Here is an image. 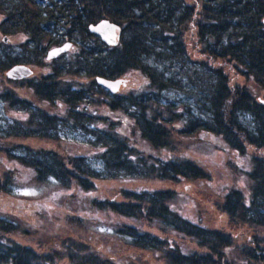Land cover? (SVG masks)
<instances>
[{"label":"trees","instance_id":"obj_1","mask_svg":"<svg viewBox=\"0 0 264 264\" xmlns=\"http://www.w3.org/2000/svg\"><path fill=\"white\" fill-rule=\"evenodd\" d=\"M0 15V73L16 65L48 66V73L39 78L7 81L24 84L36 102L12 89L0 91L1 103L25 114L0 129V140H59L60 130L70 128L86 135L85 148L100 164L94 167L82 153L71 152L65 159L55 151L22 145L3 149L9 160L33 171L36 183L53 181L63 189L75 186L91 192L100 180L211 179V173L190 158L139 150L130 141L134 136L157 151L185 149L186 143L180 142L191 138H212L220 142L217 148L240 154L248 145L264 149V104L246 86L251 80L264 100V0H197L192 5L185 0H0ZM101 20L120 27L116 46L89 32V25ZM186 33L193 35L202 60L191 59ZM11 36L25 39L12 48L6 45ZM64 43L71 45L72 56L65 52L47 61V52ZM129 73L146 80L143 89L119 95L96 82ZM238 77L243 84L233 82ZM166 92L178 97L167 101ZM100 106L106 107L105 114ZM116 113L124 119L114 117ZM16 148L20 152H14ZM251 160L248 203L242 191L230 188L218 208L233 222L264 228V156ZM13 183V172L0 178V192L8 194ZM121 195V202L95 199L90 205L134 222L144 219L205 253L171 245L168 236L135 225L114 227V237L131 249L156 253L165 264H264V249L234 247L229 234L178 214L172 207L174 190L124 189ZM18 230V224L0 217V264L57 263L55 255L37 253L7 236ZM67 240L62 243L75 252L68 255V264H117L90 245Z\"/></svg>","mask_w":264,"mask_h":264},{"label":"rangeland","instance_id":"obj_2","mask_svg":"<svg viewBox=\"0 0 264 264\" xmlns=\"http://www.w3.org/2000/svg\"><path fill=\"white\" fill-rule=\"evenodd\" d=\"M186 3L196 4L197 0H185ZM198 6V5H197ZM2 17L0 15V23ZM193 35L185 34V41L189 55L193 60H202L203 56L199 52V46L194 47ZM25 37L11 36L6 45L16 48L19 41ZM2 36L0 35V52L3 49ZM73 52V51H72ZM71 51L65 54L72 56ZM32 69L30 77H41L48 73L47 65L29 66ZM6 71L0 73V91L3 88L14 90L19 96L36 102L31 92L24 87V84L7 82L9 79L5 75ZM72 78V77H71ZM70 78V79H71ZM124 82L114 92L125 95L129 92L138 91L144 88L146 80L136 73H129L121 77ZM73 79V78H72ZM13 81V80H12ZM82 81V80H80ZM234 83L243 84L241 77L234 78ZM246 86L252 94L262 101V91L259 90L251 80L246 81ZM167 101H173L178 97L173 92L163 94ZM50 109L51 106L43 105ZM107 109L100 106V113L105 114ZM25 114L11 109L0 101V129L5 128L9 123L18 118H24ZM114 117L124 119L123 115L116 113ZM127 123V132L132 129ZM125 129V127H124ZM126 132V133H127ZM59 140L45 139H23L8 138L0 140V178L5 179L7 174L14 173V183L9 185V193L0 192V217L18 224L19 230L9 233L7 236L22 245L29 246L37 253L55 255L56 264H68V255L74 254V250L62 243L70 237L72 240L90 245L101 256L109 260L117 261V264H126V260H135L137 264H165L159 260L158 254L131 249L121 243L113 235L116 226L127 224L141 227L143 230L151 232L160 237L168 236L146 220L134 222L131 219L118 216L110 211H99L91 207V200L123 201L122 191L126 190H174L175 201L172 204L174 210L185 219L207 226L212 229L222 230L230 235L233 246H255L260 250L264 249V228L250 227L239 222L231 221L225 213L218 208L223 195L230 188H237L242 191L246 202L249 201L250 181L247 173L251 170L253 156L263 157L264 149L257 150L252 146H246L245 154H240L228 148H217L220 144L218 140L205 138L200 142L195 139H181L186 143L185 149L179 150H154L139 137L130 138L133 146L139 150L152 155L162 157H186L194 160L211 173L208 181H194L182 179L179 183L147 180V179H110L95 181V189L91 192H83L77 187L63 189L53 181L47 184H38L34 179V173L14 160H9L3 149L10 146L22 145L32 149H45L55 151L66 159L72 153L87 154L91 164L98 168L99 162L90 150L85 148L86 135L82 132L73 131L70 128L60 130ZM14 152H20L14 149ZM80 219L81 222L77 220ZM171 245L174 243L195 249L197 254L205 253V250L198 248L188 240H182L174 234L168 237ZM68 242V240L66 241ZM257 245V246H256ZM236 256V253H234ZM140 261V262H137Z\"/></svg>","mask_w":264,"mask_h":264},{"label":"water","instance_id":"obj_3","mask_svg":"<svg viewBox=\"0 0 264 264\" xmlns=\"http://www.w3.org/2000/svg\"><path fill=\"white\" fill-rule=\"evenodd\" d=\"M264 24V19H263ZM88 30L91 34L97 36L107 46H116L119 42L120 27L108 20H101L94 25H89ZM70 44H64L59 47L52 48L46 54V60L56 58L59 54L65 53L70 49ZM9 80L18 81L27 79L32 75V69L26 65H16L8 69L5 73ZM96 82L103 88L115 92L117 88L124 82L123 79L108 81L101 78H96ZM264 104V100L260 101Z\"/></svg>","mask_w":264,"mask_h":264},{"label":"flooded vegetation","instance_id":"obj_4","mask_svg":"<svg viewBox=\"0 0 264 264\" xmlns=\"http://www.w3.org/2000/svg\"><path fill=\"white\" fill-rule=\"evenodd\" d=\"M0 35L2 36V34L0 33ZM2 39H3V37H2ZM4 40H7V39H4ZM64 44H67V43H64ZM64 44H62V45H64ZM62 45H60V46H62ZM259 101H260V98L258 99ZM263 101V100H262Z\"/></svg>","mask_w":264,"mask_h":264}]
</instances>
